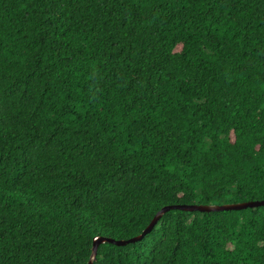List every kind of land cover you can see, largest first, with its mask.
I'll return each instance as SVG.
<instances>
[{
	"label": "trees",
	"instance_id": "obj_1",
	"mask_svg": "<svg viewBox=\"0 0 264 264\" xmlns=\"http://www.w3.org/2000/svg\"><path fill=\"white\" fill-rule=\"evenodd\" d=\"M262 199L264 0H0V264ZM92 264H264V205L168 210Z\"/></svg>",
	"mask_w": 264,
	"mask_h": 264
},
{
	"label": "water",
	"instance_id": "obj_2",
	"mask_svg": "<svg viewBox=\"0 0 264 264\" xmlns=\"http://www.w3.org/2000/svg\"><path fill=\"white\" fill-rule=\"evenodd\" d=\"M264 205V199L262 200H250L237 203L220 204V205H205V204H168L161 207L155 215L152 217L148 225L138 235L132 236L127 239H115L112 237H98L94 239L92 245V252L88 264H92L93 259L96 256L97 247L100 243L108 242L115 245H125L130 242H136L141 240L157 223L162 214L171 209H179L184 211H222V210H238L247 207H257Z\"/></svg>",
	"mask_w": 264,
	"mask_h": 264
}]
</instances>
